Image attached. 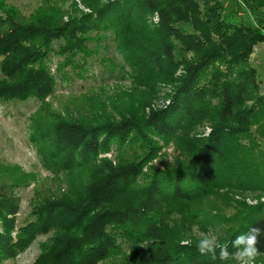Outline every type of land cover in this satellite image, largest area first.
<instances>
[{"label": "rangeland", "instance_id": "374dc122", "mask_svg": "<svg viewBox=\"0 0 264 264\" xmlns=\"http://www.w3.org/2000/svg\"><path fill=\"white\" fill-rule=\"evenodd\" d=\"M117 1L0 0V37L12 31L8 20L15 27H29L34 33L30 43H22L21 48L6 44L8 57H0V84L9 85L22 75L14 62L31 48L41 47V32L48 34L44 44L46 66L54 84L45 99H0V215L15 224L16 232L29 225L41 227L21 253L0 264H37L42 259L44 264H52L50 257L66 240L73 244L86 237L90 231L84 229L79 218L82 208L92 209L98 204V200L91 201L95 188L112 172H117L114 179L128 173L124 183L129 185L124 193L103 203L101 212H124L137 207L148 197L156 171L190 164L198 149L208 146L212 127L220 124L217 98L209 94L213 89L206 84L220 77L219 73L228 74L232 68L235 70L229 74L233 77L251 72L258 85L256 102L237 109L234 121H251L244 118L243 111L254 110L257 114L255 105L264 107V44H257L244 64L238 60L226 62L224 57L220 58L222 62L213 60V65L201 73L204 79L199 81L200 94L190 114L180 115L179 121L184 122L180 130L165 142L157 140L153 146L159 132L144 123L151 120L153 113L172 106L176 88L200 61L195 58V51L177 39V34L194 38V45L200 44L197 49L207 45L210 50L213 46L220 48L223 39L213 34L208 42L193 33L201 16L178 22L168 20L173 23L170 28L160 27L153 5L140 2L132 12L124 7L119 22L113 26L76 31L84 18L92 16L93 9H105ZM205 1L208 8L216 11L214 24L220 33L230 35L239 29L264 33V0ZM198 5L203 13L202 3ZM167 16L170 14L165 13ZM35 33L39 34L37 38ZM164 44L169 45L166 50ZM70 72L73 77L67 78L65 75ZM13 73L18 76L7 77ZM57 125L63 129L110 125L120 126L121 131L107 151L98 152L89 164L74 168L60 162L65 161L61 152L55 156L59 142L51 132ZM236 126H232L234 130ZM249 131L254 142L242 140L231 129L225 130L223 137L233 134L232 137L214 134L217 166L211 186L205 191L155 204L129 226L110 222L106 228L108 254L97 264H131L149 255L169 252L177 257L179 252L196 250L195 241L210 231L216 232L220 243L225 244L238 219L250 207L264 205V192L257 191H264V139L256 136V126ZM235 156L242 159L244 166L240 170L224 164ZM225 181L231 183V189L227 190ZM255 264H264L260 256Z\"/></svg>", "mask_w": 264, "mask_h": 264}, {"label": "trees", "instance_id": "16d2710c", "mask_svg": "<svg viewBox=\"0 0 264 264\" xmlns=\"http://www.w3.org/2000/svg\"><path fill=\"white\" fill-rule=\"evenodd\" d=\"M164 1L118 0L106 6L105 9H93L91 11L93 13L92 16L84 18L76 26V31L81 33H84L85 30H100V27L104 25L113 26L114 23L117 24L119 22L121 10L124 7L130 8L132 12L134 7H136V3L140 2V5H153V9L160 17V27L166 25L167 28H170L169 25H173L170 22L183 21L192 16H201L197 20L198 23L193 33L205 38L208 42H210L211 35L213 34L223 39L222 44L218 45L220 48L213 46V49L210 50V46L207 45L205 48L201 46L200 49H197L200 44L194 45V38L188 37L186 39L183 35L180 36L177 34V37H179L177 39L182 41L191 52L195 51V58H199L200 61L192 69L188 67L190 70L187 72L184 82L175 90L172 106L168 110L153 113L151 120L144 123V125L151 127V129H156L159 132L155 141L151 143L153 146L157 145V140L165 142L175 132L180 130L184 123L183 121H179L180 115L181 113L190 114L191 108L196 102L195 98L200 94L197 92L199 81L204 79L201 77V73L213 65V60L222 62L223 60L220 58L224 57L225 59L227 58L226 62L230 60L236 62L238 60L240 64H244L251 55L252 48L257 44H264L263 32L253 33L251 29H244L243 31L239 29L238 33H229L230 35L220 33L218 30L219 27L214 24L216 11L208 8V3L205 0H169V3L172 4H165ZM200 2L203 5V13L199 10L198 4ZM245 2L248 3L249 1L245 0ZM250 12L254 15L257 11L250 9ZM165 13H169L170 16L165 17ZM8 22L12 31L0 37V57L3 58L8 57V51L5 48L6 44L12 45V48H21L22 43H30V39L33 38L32 34H34L29 27L17 28L9 20ZM0 25H3L2 21H0ZM58 30L61 32V28ZM37 32L39 33V31ZM172 32L168 29L169 35H172ZM38 33H35V38L39 36ZM164 34V32H161V37H164ZM38 38H40L39 42L41 47L38 49L31 48L14 62L17 66H15L16 71L21 72L22 75L9 85L0 84V99L4 101L13 99L23 101L30 97L45 99L51 95L54 84L49 69L46 66L44 46L45 38H48V34L46 35L44 32H41V37ZM167 47L169 45L164 44L163 48L165 50ZM234 70V68L229 69L228 74L219 73L220 77L211 79V82L206 83L207 85H211L213 89L209 94L214 95L215 99L217 98L218 119L220 123L215 128L212 127L208 139V146H202L198 149L194 160L190 164L176 167L173 170L156 171L148 197L142 200L137 207L126 209L124 212H101V205L103 203H106L114 196L124 193L126 187L129 185L125 184L126 182L124 183L126 177L129 176L127 172H124L127 175L117 179H114L117 176L116 171L110 174L113 175L112 177L107 175L103 179V182L95 188L91 198V201L94 202L98 200V204L91 206L92 209L85 206V208H82L84 210L83 215L79 216L80 220L84 223V229L90 231L89 234L86 237H81L80 241L73 244H69L71 240H66L61 249L50 257L52 264H62L59 263L60 261H63V264H97L107 257L108 250L105 246L109 242V237L107 236L106 228L111 223L115 224L117 222L123 226L132 225L133 222H138L144 217L147 209L155 204H165V202L176 199L188 198L199 190L205 191L209 188L212 183V175L215 176L214 169L217 166L216 160L218 156L214 145V141H216L214 134L216 132L217 135L223 137V132L231 129V132H238L237 134H239L242 140L250 139L254 142L255 137L250 135L249 129L252 126H256L258 130L255 133L256 136L264 139V107L254 103L257 104L255 105V108L258 110L257 114L253 112L254 110H245L242 113V115L246 116L244 118H250L251 121H234L237 117V109L245 104L256 102L254 98L258 91V85L253 73L246 72L233 77L229 72H233ZM16 76L18 75L13 73L7 77L14 78ZM65 76L72 78L73 74L70 72ZM223 79L225 80L224 83L222 82ZM233 125H237L235 127L237 130L233 129ZM118 131H121L120 126L104 125L91 128L66 127L63 129L57 125L54 131L51 132L54 140L59 142L57 147L58 151H56L55 156L57 157L61 152L62 156L65 157V161H60L61 163L63 162L74 168L85 166L92 162L90 159L94 158L98 152L109 149V143L116 138V134L120 135V133H117ZM126 136H129V134ZM229 136L232 137L233 134L226 135L223 138ZM146 145L149 146V144ZM148 149H151V146ZM148 157L151 158V155ZM241 160L235 156L234 159L226 161L224 164L228 168L231 167L240 170L244 166ZM119 184L122 185L121 188ZM225 184L227 190L232 188L229 181H225ZM257 191L264 192L261 189H257ZM260 221H264V205L257 204L250 207L238 219L235 224V229L225 241L226 243L224 242L229 245V250H233L230 246L231 240L237 235L246 232L250 225ZM43 224L40 221V225L42 226ZM0 227V263L21 253L27 247L28 243L35 238L37 233L41 232V227H33L31 225L19 228L16 232L15 224L5 215H0ZM13 234H15L14 237L12 236ZM144 236H146L145 230ZM259 256L264 262V249H262ZM219 261L218 259L213 260L209 256H202L196 250H191L185 254L179 252L177 257L174 256V253L170 252L160 256L149 255L131 264H216ZM41 262V264H44L43 259Z\"/></svg>", "mask_w": 264, "mask_h": 264}, {"label": "clouds", "instance_id": "9594fccd", "mask_svg": "<svg viewBox=\"0 0 264 264\" xmlns=\"http://www.w3.org/2000/svg\"><path fill=\"white\" fill-rule=\"evenodd\" d=\"M218 231V230H217ZM228 244H222L216 232H205L195 241V249L202 256L213 260L234 261L235 264H255L264 249V221L249 226Z\"/></svg>", "mask_w": 264, "mask_h": 264}]
</instances>
